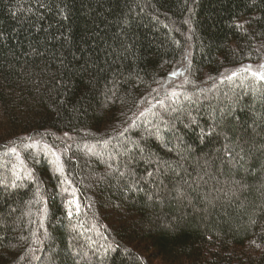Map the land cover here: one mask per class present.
<instances>
[{
  "label": "trees",
  "instance_id": "1",
  "mask_svg": "<svg viewBox=\"0 0 264 264\" xmlns=\"http://www.w3.org/2000/svg\"><path fill=\"white\" fill-rule=\"evenodd\" d=\"M261 63L264 0H0V264H264Z\"/></svg>",
  "mask_w": 264,
  "mask_h": 264
},
{
  "label": "snow or ice",
  "instance_id": "2",
  "mask_svg": "<svg viewBox=\"0 0 264 264\" xmlns=\"http://www.w3.org/2000/svg\"><path fill=\"white\" fill-rule=\"evenodd\" d=\"M237 27H242V25H237ZM239 72H247L250 74L251 77H253L255 80L257 81H260V82H264V64H261L259 66V70H254L252 68L251 65H247V66H244L236 71H232L231 74L229 75H226L224 77H222L221 79V83L224 82L225 79L231 81L234 77H236L238 75ZM173 76L177 75L176 73H173L172 74ZM172 97H176L177 96V93L175 91H172L171 94H170ZM161 104H163V102L161 101ZM143 114V113H142ZM210 134V133H209ZM28 147H35V144H32V145H28ZM11 153L14 154L16 156V158L19 160L20 157H19V153L17 152V149L15 147L11 148L10 149ZM53 155H55V153L53 152ZM22 163V161H21ZM56 164H57V168H58V171L60 172L61 175H63L64 173V167L63 165L60 163V157L57 156L56 157ZM15 176H16V180H19L20 179V176L16 175L15 173H13ZM29 177L31 176V173L28 174ZM11 187L12 188H16L17 187V184L15 182H13L11 184ZM75 203L76 204V207L77 209L79 208V204L78 202L76 201H69V204H73ZM69 215H71V208H69Z\"/></svg>",
  "mask_w": 264,
  "mask_h": 264
},
{
  "label": "rangeland",
  "instance_id": "3",
  "mask_svg": "<svg viewBox=\"0 0 264 264\" xmlns=\"http://www.w3.org/2000/svg\"><path fill=\"white\" fill-rule=\"evenodd\" d=\"M261 64H264V63H261ZM261 64H259L257 66H252V68L254 70H259V66ZM156 118H157L158 121L161 120V117L160 116L159 117L157 116ZM93 153L95 155L94 157H97L100 154H104V156H106V158H108V157L111 156L108 152H102V151H99L97 149L94 150ZM106 158L104 157V159H106ZM1 166H2V160H0V167ZM211 251H213V250H210L209 252H211ZM249 254H251V253H249ZM249 254H248L247 251H244V254L243 253H239L237 256H235V255H233V254L230 253V255H231V261H233L232 264H246L247 263V255H249Z\"/></svg>",
  "mask_w": 264,
  "mask_h": 264
}]
</instances>
